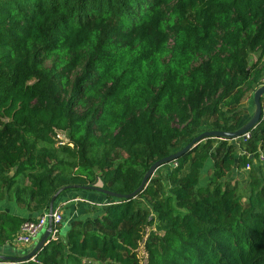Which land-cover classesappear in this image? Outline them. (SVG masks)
<instances>
[{"label": "trees", "instance_id": "16d2710c", "mask_svg": "<svg viewBox=\"0 0 264 264\" xmlns=\"http://www.w3.org/2000/svg\"><path fill=\"white\" fill-rule=\"evenodd\" d=\"M261 85L264 0H0V201L41 215L59 189L98 180L129 195L200 134L243 126L240 104ZM54 130L72 148H56ZM261 142L262 118L240 147L201 142L168 164L166 192L151 178L134 199L105 196L100 218L70 223L18 264H142L141 242L144 264H264ZM246 164L238 191L226 179ZM34 219L0 211V248Z\"/></svg>", "mask_w": 264, "mask_h": 264}, {"label": "water", "instance_id": "95a60500", "mask_svg": "<svg viewBox=\"0 0 264 264\" xmlns=\"http://www.w3.org/2000/svg\"><path fill=\"white\" fill-rule=\"evenodd\" d=\"M264 98V87H260L256 89L253 92V105H254V112L252 117L246 122L243 126H241L238 130L235 132L225 133V132H204L194 138L189 144H187L182 150L166 157L161 160L156 161L153 163L147 172L144 174L140 186L131 194L129 195H118L114 194L112 192H109L107 190L102 189L98 186H89V187H79V186H71V187H65L59 189L50 199L48 204V214L51 215L54 203L56 198L59 196V194L64 191L65 189L71 188V189H79L83 191H91L96 192L99 194H102L107 197L115 198V199H134L137 194L141 193L148 185L150 179L154 175V173L159 169L160 167L164 165H168L172 162H174L176 159L181 157L183 154H185L187 151H189L192 147L200 144L201 142L207 140V139H217L222 141H232L241 135L251 131L256 127L258 122L260 121L261 115H262V105H261V99ZM52 230V224H51V217L48 218V225L42 236L40 237L39 241L36 243L35 247L32 249V251L27 254L24 257L21 258H13V257H6V256H0V261L2 262H15V263H24L29 261L31 258L35 257L36 254L45 246L48 244V238L50 236ZM88 263V262H87Z\"/></svg>", "mask_w": 264, "mask_h": 264}, {"label": "crops", "instance_id": "0c3cea01", "mask_svg": "<svg viewBox=\"0 0 264 264\" xmlns=\"http://www.w3.org/2000/svg\"><path fill=\"white\" fill-rule=\"evenodd\" d=\"M254 106V105H253ZM252 117V114L247 112L242 117V124L248 122ZM241 154H243L241 152ZM255 163V162H254ZM212 165L208 167L211 168ZM108 201L105 196L96 192L83 191L79 189H71L64 192L58 199L57 203L64 204L62 225L66 226L68 230L70 223L74 221L92 222L102 215L105 206L108 205ZM2 205V203H1ZM0 205V211H6L11 215L20 218H35L40 213H33L23 205H17L14 202ZM62 227V226H61ZM46 230V229H45ZM43 230L34 242L29 246H21V248H11L8 244L0 248V256L21 258L29 254L39 241L40 237L44 233ZM64 236V235H63ZM60 235V237H63Z\"/></svg>", "mask_w": 264, "mask_h": 264}, {"label": "rangeland", "instance_id": "374dc122", "mask_svg": "<svg viewBox=\"0 0 264 264\" xmlns=\"http://www.w3.org/2000/svg\"><path fill=\"white\" fill-rule=\"evenodd\" d=\"M172 4V2L170 3V5ZM172 45V43L170 42L169 43V47ZM164 62L166 61V59H163ZM162 60V62H163ZM258 60V53H253L250 55L249 57V64H253L254 62H256ZM52 65V60H49V61H46L45 63V66L47 68H50ZM80 73V70L77 69L75 71H73L71 73V75L69 76V79L72 81L74 79L75 76L79 75ZM253 92H249L245 95L244 99L242 100L241 104H240V109L241 111L243 112V114L249 112L253 115V112H254V106H253ZM93 103H95V105L97 106L98 105V101H94ZM88 107H90V105H87L85 108H82L80 106H75V108H73L76 112H78L79 114L83 113ZM207 128L206 125L202 126V128L200 129L201 130H205ZM229 143L228 144H234L232 141H228ZM183 144H180L178 145V147H181ZM216 146V143H212V147H215ZM242 148H237L236 147V153L238 154H241L242 152ZM110 158H113L115 159V163H119L121 161H123L125 159V153L123 151H120V150H117V151H113L110 153ZM255 164H254V169L257 170V167L259 165H261V169H262V174H264V164H259L256 162V160L254 161ZM212 165L211 164V161L210 160H207L206 163H205V166L202 170V177H201V180H200V183L199 185L201 186H204L208 181L209 179L211 178L212 174H211V168L208 169V167ZM188 169L185 168L182 172V174H184ZM171 171V168L169 165H164L162 167H160L159 169H157V171L154 173V175L152 176V178L154 180H158V183L159 185L161 186V189L162 191L166 192V189H167V185L169 184L168 183V175ZM246 174H247V171L244 170L243 171H239L235 168H233L230 173H229V176L226 180H228L230 182L231 185H235L236 188L238 189V191L240 190L241 191V187L246 183ZM96 186L100 187L101 186V181L98 180V182L96 183ZM102 195V194H100ZM103 196V195H102ZM11 200H4V201H0V205L2 203L1 206H3L4 204H8L10 203ZM32 207V205H31ZM39 217V214L36 215L35 218ZM156 224L148 227L146 229V236L147 234L151 233V232H156ZM66 229L67 227L62 225V227L60 228V235L63 236L65 233H66ZM146 236L144 237V239L146 238ZM9 246H11V248H21V246H17V245H14L12 243H8ZM140 253H139V258L141 259V262L142 264H144L145 262V259H146V256H145V253H144V250H143V246H142V242L140 244Z\"/></svg>", "mask_w": 264, "mask_h": 264}, {"label": "built area", "instance_id": "2783aa9c", "mask_svg": "<svg viewBox=\"0 0 264 264\" xmlns=\"http://www.w3.org/2000/svg\"><path fill=\"white\" fill-rule=\"evenodd\" d=\"M260 87H264V85H261L258 88ZM262 99L263 100L261 101V105H262L261 118L264 119V98ZM251 138H252V130L232 140V142L237 147H240L241 145H245L247 142H249ZM52 140L56 148L66 146V145L72 148V145L69 144L68 139L63 132L54 130V133L52 135ZM255 156H256L255 160L257 163L264 164V142H261L260 144H258ZM250 168H251L250 164H246L245 170L248 171L250 170ZM63 207H64V204L56 203L53 206L51 215L48 214V209H47L43 213H41L39 217L35 218L34 220L24 222L20 226L13 241L10 243L17 245V246L31 245L34 242V240L37 239L40 233L47 228L49 216L51 217L52 230L48 238V243L50 241H56L60 237ZM28 262H35V257L31 258L29 261L25 263H28ZM7 264H18V263L8 262Z\"/></svg>", "mask_w": 264, "mask_h": 264}]
</instances>
